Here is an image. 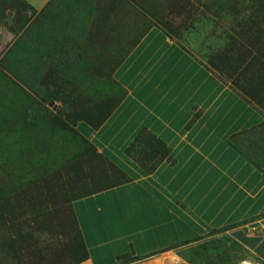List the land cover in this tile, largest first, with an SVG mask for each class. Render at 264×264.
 Wrapping results in <instances>:
<instances>
[{"label": "rangeland", "instance_id": "1", "mask_svg": "<svg viewBox=\"0 0 264 264\" xmlns=\"http://www.w3.org/2000/svg\"><path fill=\"white\" fill-rule=\"evenodd\" d=\"M23 2L0 0V264H81L67 252L80 229L73 201L121 181H105L113 171L88 158L77 126L122 99L116 67L158 28L264 112V0H50L38 12ZM219 239L169 264L254 263Z\"/></svg>", "mask_w": 264, "mask_h": 264}, {"label": "crops", "instance_id": "2", "mask_svg": "<svg viewBox=\"0 0 264 264\" xmlns=\"http://www.w3.org/2000/svg\"><path fill=\"white\" fill-rule=\"evenodd\" d=\"M41 11L50 0H21ZM118 105L78 124L120 180L73 202L92 264H148L229 238L264 264V112L158 28L116 67ZM245 262V261H244Z\"/></svg>", "mask_w": 264, "mask_h": 264}, {"label": "trees", "instance_id": "3", "mask_svg": "<svg viewBox=\"0 0 264 264\" xmlns=\"http://www.w3.org/2000/svg\"><path fill=\"white\" fill-rule=\"evenodd\" d=\"M24 3V2H23ZM25 4V3H24ZM26 5V4H25ZM28 6V5H26ZM163 32V31H162ZM165 34V32H164ZM134 48V47H133ZM118 67V66H117ZM110 98H112V96H109ZM43 100L46 102L48 101L49 105H53V101L57 100L58 99V96L56 93L54 92H46L44 94V96L42 97ZM119 101V100H118ZM120 102V101H119ZM119 102H116L115 101V105H112L110 104L108 106V115L110 114V112L118 105ZM57 107V106H56ZM47 112L49 114H53L52 112H50V110L47 109ZM54 115V114H53ZM106 115V112L103 111V113H101L99 116L101 117V122L100 123H92V126L93 128H97L103 121L104 119L108 116ZM92 118L94 117H91V120ZM96 119V117H95ZM84 122V121H83ZM81 123V122H80ZM86 123V122H84ZM77 132L80 134V136L82 138H84L85 140L86 137L83 135V133L78 129L77 127ZM88 141V140H87ZM89 159L93 160L94 159V156H96V148L94 145H92L91 143L88 142L87 144V147L85 148V152H84ZM112 185H100L97 190L95 192H98V191H102V190H105L106 188L110 187ZM94 193V192H93ZM91 194V193H90ZM88 194V195H90ZM88 195H85V196H88ZM85 196H82V197H85ZM82 197H78L76 198L75 200L79 199V198H82ZM74 200V201H75ZM73 201V202H74ZM72 208H73V204H72ZM73 213H74V217H75V221L78 225V229L80 228L79 226V222H78V219L76 218V215H75V212H74V209H73ZM81 229V228H80ZM78 231L77 235L75 237H73V240L72 242L69 244L68 248H67V252L68 254L75 260L77 261L78 263H81V264H92L91 263V259H90V254H89V251H88V247H87V244H86V241L84 239V236H83V233L81 232L82 230ZM226 239H229V238H226ZM231 240V239H230ZM223 241L222 239H214V240H211V241H208L204 244L201 245V248L208 251V250H216L219 243ZM202 251V250H201ZM129 256H132L131 254H124L121 258H120V263H123V264H129V263H132V262H136V261H141L149 256H145V257H142V256H133V260L132 261H128L126 259H128ZM124 259V260H123ZM122 261V262H121Z\"/></svg>", "mask_w": 264, "mask_h": 264}, {"label": "bare ground", "instance_id": "4", "mask_svg": "<svg viewBox=\"0 0 264 264\" xmlns=\"http://www.w3.org/2000/svg\"><path fill=\"white\" fill-rule=\"evenodd\" d=\"M243 264H249L248 262H244ZM251 264V263H250Z\"/></svg>", "mask_w": 264, "mask_h": 264}]
</instances>
